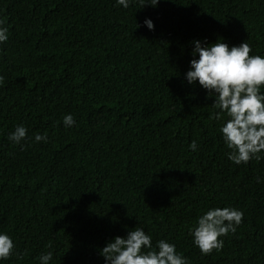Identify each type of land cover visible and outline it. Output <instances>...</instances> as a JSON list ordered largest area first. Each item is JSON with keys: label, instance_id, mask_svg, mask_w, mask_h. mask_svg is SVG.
Instances as JSON below:
<instances>
[{"label": "trees", "instance_id": "16d2710c", "mask_svg": "<svg viewBox=\"0 0 264 264\" xmlns=\"http://www.w3.org/2000/svg\"><path fill=\"white\" fill-rule=\"evenodd\" d=\"M0 21V231L15 245L0 264L47 251L50 264H104L100 249L134 227L189 264H264V153L231 162L214 97L184 75L195 39L264 56V0H0ZM225 206L242 223L201 255L189 229Z\"/></svg>", "mask_w": 264, "mask_h": 264}, {"label": "clouds", "instance_id": "9594fccd", "mask_svg": "<svg viewBox=\"0 0 264 264\" xmlns=\"http://www.w3.org/2000/svg\"><path fill=\"white\" fill-rule=\"evenodd\" d=\"M134 2L115 0L124 9ZM139 3L141 7L145 4L155 7L159 0H139ZM143 24L149 30L154 28L150 18H145ZM8 33L0 21V44L7 42ZM192 43L194 58L189 62L185 79L190 85L198 83L206 90V97H214L212 106L216 111L210 113L209 119L223 121L219 132L230 150L228 159L236 165L247 164L252 159L259 161L264 153V56L250 55L252 49L246 41L232 46L223 40L205 45L195 39ZM62 123L65 128H71L76 121L69 113L63 116ZM7 138L19 145L28 138L27 128L18 124ZM47 139L46 134H34L37 143H46ZM189 148L196 151V142L190 143ZM257 182H261L259 178ZM243 216L241 210L231 206L208 208L189 229L192 243L201 255H209L213 250L219 252L224 240L218 237L235 233ZM14 249L13 239L0 231V261L15 255ZM100 254L104 264H189L168 240L158 239L153 246L151 234L141 227L129 229L124 236H115L100 249ZM52 258V251L44 252L39 256V264H50Z\"/></svg>", "mask_w": 264, "mask_h": 264}]
</instances>
